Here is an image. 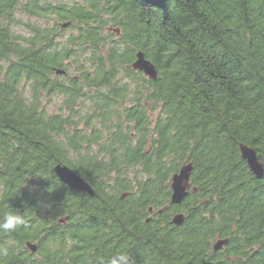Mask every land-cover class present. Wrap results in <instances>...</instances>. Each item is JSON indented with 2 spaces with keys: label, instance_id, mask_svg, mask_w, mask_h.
I'll return each instance as SVG.
<instances>
[{
  "label": "trees",
  "instance_id": "1",
  "mask_svg": "<svg viewBox=\"0 0 264 264\" xmlns=\"http://www.w3.org/2000/svg\"><path fill=\"white\" fill-rule=\"evenodd\" d=\"M167 9L0 0V214L11 206L26 219L0 233L10 252L0 264H96L118 250L134 264H264V176L240 153L254 150L264 170V0ZM137 53L156 81L130 69ZM186 163L196 192L171 206ZM57 165L94 197L63 185Z\"/></svg>",
  "mask_w": 264,
  "mask_h": 264
},
{
  "label": "water",
  "instance_id": "2",
  "mask_svg": "<svg viewBox=\"0 0 264 264\" xmlns=\"http://www.w3.org/2000/svg\"><path fill=\"white\" fill-rule=\"evenodd\" d=\"M169 0H140V3L144 6H153L159 9L162 12L164 18L167 17V2ZM69 24L62 25V29H65ZM113 33L116 38L120 37V30L109 28L106 33ZM130 69L135 72L142 73L145 78L156 81L157 80V71L155 66L148 61L143 53H137L135 56V61L131 65ZM56 74H65L62 70H57ZM240 153L242 159L246 162L249 171L252 175L260 180L264 176V170L262 164L257 158V154L254 150L240 146ZM54 173L58 180L71 190H76L80 193L87 195L90 198H93L95 193L92 187L88 182H86L81 176L77 175L69 167L63 165H57L54 167ZM193 173V165L191 163H186L181 167L177 174H175L170 182V205L171 206H180L184 200L189 196L190 191L196 192V189L192 188L190 179ZM127 194H124L121 198L125 199ZM153 212L152 209L149 210V214ZM162 211H159L158 214H161ZM184 215L176 214L172 220L171 224L175 227H180L184 223ZM68 222V218L58 220V224L65 226ZM228 244V240L218 241L213 248L214 252L221 251ZM26 249L30 254H36L38 252V246L34 243H27Z\"/></svg>",
  "mask_w": 264,
  "mask_h": 264
},
{
  "label": "clouds",
  "instance_id": "3",
  "mask_svg": "<svg viewBox=\"0 0 264 264\" xmlns=\"http://www.w3.org/2000/svg\"><path fill=\"white\" fill-rule=\"evenodd\" d=\"M43 206V202L37 205V207ZM25 225V216L18 209L9 206L7 211L0 214V233L2 234L11 236V234L19 232ZM9 254L8 246L0 247V258L8 257ZM96 264H134V262L126 251L118 250L108 258L97 257Z\"/></svg>",
  "mask_w": 264,
  "mask_h": 264
},
{
  "label": "rangeland",
  "instance_id": "4",
  "mask_svg": "<svg viewBox=\"0 0 264 264\" xmlns=\"http://www.w3.org/2000/svg\"><path fill=\"white\" fill-rule=\"evenodd\" d=\"M22 20H25V21H26L27 19L23 18ZM15 31H16V32H21V29H16ZM22 32H23V31H22ZM22 32H21V33H22ZM72 33H73V31H70V30L65 31V33H64L62 39H63V40L66 39V38H67L70 34H72ZM50 106H54V104H51Z\"/></svg>",
  "mask_w": 264,
  "mask_h": 264
},
{
  "label": "flooded vegetation",
  "instance_id": "5",
  "mask_svg": "<svg viewBox=\"0 0 264 264\" xmlns=\"http://www.w3.org/2000/svg\"><path fill=\"white\" fill-rule=\"evenodd\" d=\"M68 74H69V73H67V74H59V75H57V74L55 73L54 76H55V77L64 78V80H65V78L67 77Z\"/></svg>",
  "mask_w": 264,
  "mask_h": 264
}]
</instances>
